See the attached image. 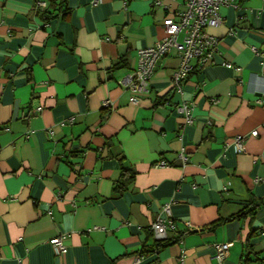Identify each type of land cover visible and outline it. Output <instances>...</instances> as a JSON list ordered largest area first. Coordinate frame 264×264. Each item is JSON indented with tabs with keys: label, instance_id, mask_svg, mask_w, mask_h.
<instances>
[{
	"label": "crops",
	"instance_id": "crops-1",
	"mask_svg": "<svg viewBox=\"0 0 264 264\" xmlns=\"http://www.w3.org/2000/svg\"><path fill=\"white\" fill-rule=\"evenodd\" d=\"M185 1L0 0V264H264V206L225 220L264 197V0L219 7L214 59L180 90L176 50L137 105L122 82Z\"/></svg>",
	"mask_w": 264,
	"mask_h": 264
},
{
	"label": "built area",
	"instance_id": "built-area-1",
	"mask_svg": "<svg viewBox=\"0 0 264 264\" xmlns=\"http://www.w3.org/2000/svg\"><path fill=\"white\" fill-rule=\"evenodd\" d=\"M164 0H154V4H162ZM230 0H186L183 9L171 10L162 21L164 35L158 43L152 47L140 48L137 51V62L134 69L125 76L123 84L131 92L130 102L137 105L140 96L149 90V82L152 72L158 60L171 50L179 53V64L173 74V85L177 90L181 89L182 81L188 76L193 68V61L196 67L202 69L210 64L217 51V39L208 32L211 27L217 26L221 22L219 7L228 4ZM38 7H44L45 2H38ZM182 35L181 39L180 36ZM229 66V64H227ZM261 95H264V81ZM111 103L104 101L103 106L110 108ZM183 118V124H190L193 121L191 107L182 103L178 109ZM257 130H252L250 136H255ZM244 136L238 134L234 138L236 151L243 150ZM180 158L185 161L186 156L180 153ZM160 162L159 165H163ZM168 204L164 210H168ZM151 230L155 237L166 238V225L161 218H158L151 225ZM55 253L66 252L63 238L57 236L52 240ZM230 243L220 242L215 244L217 260H222L228 253ZM139 262V257L135 263Z\"/></svg>",
	"mask_w": 264,
	"mask_h": 264
},
{
	"label": "trees",
	"instance_id": "trees-1",
	"mask_svg": "<svg viewBox=\"0 0 264 264\" xmlns=\"http://www.w3.org/2000/svg\"><path fill=\"white\" fill-rule=\"evenodd\" d=\"M125 175H126V179L125 178L122 179V177ZM133 178H134V173L129 172L126 168L123 167L121 178L117 181V183L113 187L114 192L115 193L123 192L125 190V188L127 187V185L133 181ZM261 206H264V197L251 200L249 202V204L245 205L238 213H236L234 216L226 218L225 220H229V219L235 218V217H245L247 215H253L255 210ZM172 242H173V240L164 238V239L158 240L155 243V247H156V249L159 250V249H162L165 246L169 245Z\"/></svg>",
	"mask_w": 264,
	"mask_h": 264
}]
</instances>
